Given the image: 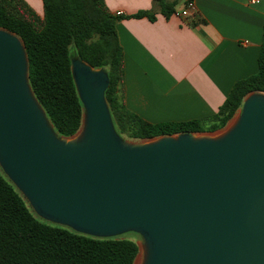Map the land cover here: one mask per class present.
<instances>
[{"label": "water", "instance_id": "1", "mask_svg": "<svg viewBox=\"0 0 264 264\" xmlns=\"http://www.w3.org/2000/svg\"><path fill=\"white\" fill-rule=\"evenodd\" d=\"M83 115L59 136L28 81L22 40L0 28V170L40 220L93 238L140 236L133 264H264V93L215 132H116L109 78L78 58Z\"/></svg>", "mask_w": 264, "mask_h": 264}, {"label": "trees", "instance_id": "2", "mask_svg": "<svg viewBox=\"0 0 264 264\" xmlns=\"http://www.w3.org/2000/svg\"><path fill=\"white\" fill-rule=\"evenodd\" d=\"M155 3L166 17L175 13V4ZM42 4L40 18L23 0H0V28L22 40L30 88L59 136L74 135L82 121L83 106L71 75L72 58L106 71L105 99L114 128L131 140L218 131L233 118L248 93H264L263 22L257 72L237 81L214 115L148 123L124 105L123 53L116 35L119 17L110 15L101 0H42ZM137 254V244L131 239L93 238L40 220L0 170V264H133Z\"/></svg>", "mask_w": 264, "mask_h": 264}, {"label": "crops", "instance_id": "3", "mask_svg": "<svg viewBox=\"0 0 264 264\" xmlns=\"http://www.w3.org/2000/svg\"><path fill=\"white\" fill-rule=\"evenodd\" d=\"M40 18L42 0H23ZM123 53V100L151 124L214 115L233 85L257 72L264 0H192L196 10L166 17L155 0H101ZM140 12L147 14L135 17Z\"/></svg>", "mask_w": 264, "mask_h": 264}, {"label": "built area", "instance_id": "4", "mask_svg": "<svg viewBox=\"0 0 264 264\" xmlns=\"http://www.w3.org/2000/svg\"><path fill=\"white\" fill-rule=\"evenodd\" d=\"M258 0H251V3H256ZM196 10V6L194 4V2L192 0H187L186 4L184 5V7L179 10L176 15H178L179 17H183L186 18L188 16H190L192 13H194ZM116 16H121L122 13L121 12H117L115 14Z\"/></svg>", "mask_w": 264, "mask_h": 264}, {"label": "rangeland", "instance_id": "5", "mask_svg": "<svg viewBox=\"0 0 264 264\" xmlns=\"http://www.w3.org/2000/svg\"><path fill=\"white\" fill-rule=\"evenodd\" d=\"M125 138V137H124ZM127 139V138H126ZM122 237L131 239L132 241H134L136 244H140L141 243V238L139 235L134 234V233H127L122 235Z\"/></svg>", "mask_w": 264, "mask_h": 264}]
</instances>
